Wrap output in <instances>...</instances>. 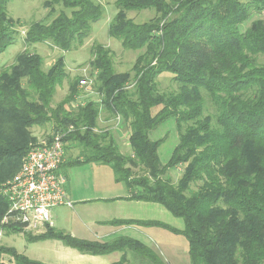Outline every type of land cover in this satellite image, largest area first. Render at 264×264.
Masks as SVG:
<instances>
[{"label": "trees", "instance_id": "1", "mask_svg": "<svg viewBox=\"0 0 264 264\" xmlns=\"http://www.w3.org/2000/svg\"><path fill=\"white\" fill-rule=\"evenodd\" d=\"M9 2L0 0V54L16 33L7 14ZM54 2L69 13L60 11L50 22H31L25 44L49 41L68 51L82 43L90 24L103 15L95 0ZM115 6L108 34L123 48L141 52L130 79L128 72H115L110 51L95 44L90 65L100 103L90 100L71 107L78 95L80 77H75L69 93L50 106L56 86L67 75L62 57L44 71L42 58L24 50L14 63L0 68V184L18 171L35 143L32 126L51 122L61 131L72 126L64 142L80 146V155L63 162L61 169L83 162L107 164L114 181L126 185L128 199L160 204L182 219L183 228L158 220L109 223L159 226L183 235L190 264H264V63L258 61L264 56V20L240 27L253 13L264 11V0H116ZM147 8L156 11L148 21L136 23L126 15ZM163 72L172 75L176 91L158 90L157 76ZM100 105L128 127L130 154L120 152L108 130L95 131ZM155 108L159 109L153 113ZM170 118L178 142L161 165L157 149L162 140L151 139L150 132ZM138 164L146 174H132L129 166ZM180 164L184 168L174 183L167 170ZM8 205L0 194V228L20 233L19 227L1 224ZM24 237L29 242L60 240L88 254L123 253L110 264H128V250L153 264H167L130 236L91 241L47 226L38 234L25 232ZM3 254L15 264H45L1 245L0 264H6Z\"/></svg>", "mask_w": 264, "mask_h": 264}, {"label": "rangeland", "instance_id": "2", "mask_svg": "<svg viewBox=\"0 0 264 264\" xmlns=\"http://www.w3.org/2000/svg\"><path fill=\"white\" fill-rule=\"evenodd\" d=\"M95 1L103 7V15L97 21L90 24L89 35L84 38L82 43L76 44L75 47H72L68 51H63L51 44L49 41L27 45L23 41V38L25 37L27 27L31 22H50L60 13V11L69 13V9L63 8L59 2H54V0H10L7 5V14L13 21L16 33L14 35V42L0 54V68L14 63L17 54L24 50L36 53L42 58V68L44 71H47L59 57H62L67 75L63 79L62 83L56 86L50 106L55 107L56 104L69 93V82L75 79V77H80L79 80H81V78H85L88 84L80 85L78 82V95L70 104L71 107L82 105L90 100L98 101L100 103V94L94 80L95 71H91L92 68L90 65L91 60L94 58L93 47L95 44H101L103 47H106V49L110 51L115 72H128L130 79L134 75L132 71L133 64L137 55L141 51L123 48L118 39H115L108 34V26L117 11L115 6L116 0ZM126 15L134 22L142 23L152 19L156 15V11L154 8L130 10L126 12ZM257 18L264 20V11L260 13H253L247 21L241 24L240 27L247 28L251 21ZM258 61L264 63V56H259ZM157 82L158 90L160 92L176 91L178 88L177 83L173 81L172 75L168 72H163L158 75ZM131 83L132 82H130V84ZM131 86L132 84L128 87ZM208 103L209 101L206 98L208 109L212 111V108L211 106L209 107ZM158 109L159 108H155L153 113ZM68 127L70 130H73V128H71L72 126ZM81 129L83 130V128ZM105 130L112 133L117 145L119 146L120 152L124 154L131 153L128 142V127L122 123L119 116L110 114V112H108L103 105H100V113L95 131L100 133ZM30 131L32 135L35 136L36 143L42 140L49 141L55 134L60 133L61 130H56L53 128V124L51 122H47L43 125L32 126ZM67 134L68 133L66 131L65 136ZM150 138L153 140H162L157 149V153L160 164L164 165L178 142V131L175 128L174 119L170 118L160 124L156 129L152 130L150 132ZM65 143L71 147L67 148L69 155L68 158L70 160L80 155V146H77V144L70 141H66ZM129 167L131 168L134 176L146 174V169L139 164L131 165ZM183 168L184 165L180 164L167 170V175L174 183L181 176ZM65 174L68 180L73 181V186L76 185L74 183L76 178H86L90 184L96 182L102 186H108L107 189H109V192L114 190L117 192V189H120L118 192L124 194L128 190L123 182H113V172L107 164L83 162L66 167ZM195 187L196 186L193 185V188ZM160 209L163 213H165V215H167V217L174 220L171 224L175 226H183L181 218L174 217L171 213L166 212L162 206ZM50 215H52L53 218L54 215L58 218H54L52 220L54 227L65 230V232L70 235V230L75 228L80 229L81 232L86 235H88L87 228L89 227L92 229V226L89 223L82 225L78 220H76V214L73 213L72 209L66 205H59L51 208ZM150 230L153 232H148L149 236L145 238L148 239V242L152 247L151 249L155 251L162 260H164L167 264H189V257H187L188 251L184 252L186 251L187 241L183 235L178 234L179 236H175V233L162 227ZM24 233L25 232L23 231L20 233H6L5 231H2L0 234V245L5 247H14L18 252L23 253L29 258L38 259L44 262H49L50 260L51 264L57 261V256L59 255L56 254L55 249L46 245V243L51 242L44 240L29 242L25 239ZM28 233L34 235L33 233ZM150 240H153L155 244L153 241L150 242ZM78 252L79 251L76 250V253ZM175 258H181L182 261L177 262L175 261ZM1 260L6 264H15L11 258L5 254L1 256ZM127 262L128 264H153L149 259L134 251H130V257Z\"/></svg>", "mask_w": 264, "mask_h": 264}, {"label": "crops", "instance_id": "3", "mask_svg": "<svg viewBox=\"0 0 264 264\" xmlns=\"http://www.w3.org/2000/svg\"><path fill=\"white\" fill-rule=\"evenodd\" d=\"M64 147L71 148L64 142ZM64 148V163L68 161V152ZM66 167L61 169V172L65 174ZM66 175V174H65ZM96 180V179H94ZM70 182V183H69ZM114 182V179H113ZM76 185L73 186V181L68 180L66 177V192L68 198L72 202L70 207L73 213L76 214V220L82 225L89 223L92 226L87 228L88 235L81 232L80 229L75 228L70 230L71 235L74 237L85 240H98V241H110L118 236H130L145 243L150 248L151 245L148 242V232H153L150 229L160 228L158 226H133V225H119L111 224L109 221L113 219H139V220H158L166 224H169L177 229H182L183 226H175L173 219H170L161 211V205L155 202H146L128 199L129 191L121 194V192L112 191L109 192L108 186H102L98 183H88L86 178H76ZM116 184V183H115ZM164 208V207H163ZM164 210H166L164 208ZM166 212H168L166 210ZM140 213V214H139ZM170 213V212H168ZM161 215V216H160ZM55 219H58L54 215ZM51 215V222L54 219ZM54 227V223L52 222ZM56 228V227H54ZM85 228V227H84ZM62 230L60 228H56ZM65 232V230H62ZM175 236H179L176 234ZM51 243H46L48 247H53L57 255V261L52 264H110L118 261L123 254L120 251H115L109 254H88L83 252L76 253L77 249L64 245L60 240L47 239ZM153 240H150V242ZM62 244H61V243ZM155 244V242L153 241ZM66 246V247H65ZM188 250V245L186 251ZM160 251V250H159ZM174 251V250H173ZM175 252V251H174ZM161 254V252H160ZM126 259L130 257V250L125 253ZM174 255V254H173ZM183 256V255H182ZM188 257V256H187ZM61 259V260H60ZM38 260V259H37ZM189 260V258H188ZM41 261V260H40ZM175 261L181 262V258H175ZM45 264H51L44 262ZM180 264V263H179ZM190 264V263H189Z\"/></svg>", "mask_w": 264, "mask_h": 264}, {"label": "built area", "instance_id": "4", "mask_svg": "<svg viewBox=\"0 0 264 264\" xmlns=\"http://www.w3.org/2000/svg\"><path fill=\"white\" fill-rule=\"evenodd\" d=\"M79 83L88 84L85 78ZM65 134L66 131H60L49 141L31 144L18 171L0 184V194L9 204L1 219L2 225L38 234L52 226L51 208L72 207L65 188L66 175L60 168L64 162ZM2 231L5 230L0 228V234Z\"/></svg>", "mask_w": 264, "mask_h": 264}]
</instances>
